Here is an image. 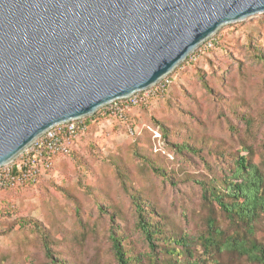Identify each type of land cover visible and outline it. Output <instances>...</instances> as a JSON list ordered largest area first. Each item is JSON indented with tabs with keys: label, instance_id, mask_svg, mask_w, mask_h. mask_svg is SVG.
I'll list each match as a JSON object with an SVG mask.
<instances>
[{
	"label": "rangeland",
	"instance_id": "374dc122",
	"mask_svg": "<svg viewBox=\"0 0 264 264\" xmlns=\"http://www.w3.org/2000/svg\"><path fill=\"white\" fill-rule=\"evenodd\" d=\"M209 42L168 75L167 90L125 119L92 123L37 183L0 191V264H118L114 236L130 264H168L167 250H182L176 237L193 252L178 256L183 264H251L236 252L205 251L209 216L226 236L249 229L209 202L203 183L224 187L239 156L264 175V13ZM134 198L155 212L148 216L162 232L154 249ZM253 233L264 244V214Z\"/></svg>",
	"mask_w": 264,
	"mask_h": 264
},
{
	"label": "water",
	"instance_id": "95a60500",
	"mask_svg": "<svg viewBox=\"0 0 264 264\" xmlns=\"http://www.w3.org/2000/svg\"><path fill=\"white\" fill-rule=\"evenodd\" d=\"M261 13L264 0H0V167Z\"/></svg>",
	"mask_w": 264,
	"mask_h": 264
},
{
	"label": "trees",
	"instance_id": "16d2710c",
	"mask_svg": "<svg viewBox=\"0 0 264 264\" xmlns=\"http://www.w3.org/2000/svg\"><path fill=\"white\" fill-rule=\"evenodd\" d=\"M224 184L225 186L223 187L217 184L208 186L207 183H203L206 199L211 203L218 204L231 221L240 222L249 230L245 234L236 232L234 235L226 236L216 226V220L209 216L207 219L209 231L207 236L203 238L205 251L211 256H213L215 251L219 254L225 251L236 252L240 256L245 257L251 264H264V244L252 237L255 221L264 214V175L257 165L251 163L247 156H239L235 161L231 178L225 179ZM134 201L139 218V227L151 248L154 249V236L162 232L160 226H154L148 216L149 213L155 212L144 208L137 198H134ZM112 239L118 264H130V259L126 256L120 240L116 236L112 237ZM174 241L182 246V250L179 248L175 249V247L169 248L167 252L171 256L168 264H183L179 257L184 255L190 258L193 257L187 238L176 237ZM46 248L48 256L55 263L56 260L51 255L48 244H46ZM205 262L206 264H224L220 259H215L214 257L210 258V260H205ZM189 264L195 263L190 262Z\"/></svg>",
	"mask_w": 264,
	"mask_h": 264
},
{
	"label": "built area",
	"instance_id": "2783aa9c",
	"mask_svg": "<svg viewBox=\"0 0 264 264\" xmlns=\"http://www.w3.org/2000/svg\"><path fill=\"white\" fill-rule=\"evenodd\" d=\"M206 46L212 47V43ZM171 84L169 76L145 91L137 92L128 98L115 100L101 108L94 116L72 120L56 125L39 137L15 161L0 167V191L35 184L40 177L52 169L58 158L67 156L76 141L92 123L100 118H126V111L167 90Z\"/></svg>",
	"mask_w": 264,
	"mask_h": 264
}]
</instances>
